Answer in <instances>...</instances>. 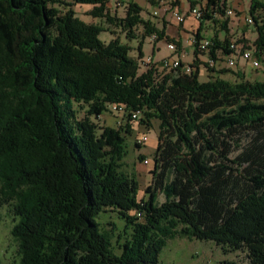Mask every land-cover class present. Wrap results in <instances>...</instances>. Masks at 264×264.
Instances as JSON below:
<instances>
[{
    "label": "trees",
    "instance_id": "16d2710c",
    "mask_svg": "<svg viewBox=\"0 0 264 264\" xmlns=\"http://www.w3.org/2000/svg\"><path fill=\"white\" fill-rule=\"evenodd\" d=\"M112 1L0 0V196L12 203L21 264H162L160 253L179 235L264 264V81L238 72L232 83L220 77L228 71L207 82L199 70L140 74L145 41L165 33L132 0H120L123 18L110 17ZM250 1L262 52L264 0ZM83 6L136 40L138 56L119 37L101 41L105 30L77 16ZM228 24L224 40L210 39L215 61L229 54ZM115 104L127 108L128 135L131 112L141 113V125L159 122L146 200L121 171L127 138L109 127L98 134L91 119ZM76 105L88 107L85 118ZM109 210L133 229L120 254L96 222Z\"/></svg>",
    "mask_w": 264,
    "mask_h": 264
},
{
    "label": "rangeland",
    "instance_id": "374dc122",
    "mask_svg": "<svg viewBox=\"0 0 264 264\" xmlns=\"http://www.w3.org/2000/svg\"><path fill=\"white\" fill-rule=\"evenodd\" d=\"M68 4H72L73 0H60ZM144 9V17L151 19V13L148 8V0H133ZM222 3L226 1L225 12L232 10V15L225 14L224 22H229L228 29L230 31L228 38L229 40H239L245 42L247 45L257 52L256 41L258 39L257 28L254 24L247 22L248 18L252 16L249 13L250 0H221ZM204 7L205 5L199 4ZM126 4L121 3L120 0H113L111 5L108 6L110 17H116L121 19L126 13ZM206 7V6H205ZM77 16L88 24H95L101 26L105 32L100 35V40L104 43H109L115 37H119L122 43L128 44L131 48V56H138V42L136 40L129 41L126 38L125 33L115 25H110L106 19H95L90 14L92 7L83 6L75 7ZM186 27L189 28L191 21L186 22ZM217 24L214 26L213 22L209 24L206 29L204 36L212 39L217 33L220 34V38L224 39L226 34L221 32L220 27ZM183 28V25L178 27ZM172 32L175 29L171 28ZM195 32H191L189 36H185L186 49H183L186 53L184 62L186 64L194 62V47L193 38ZM140 37V36H139ZM167 42L170 40L166 39ZM153 46L147 39L143 46L144 57L152 56L155 61H159L171 55L168 51L165 42H159L155 45L156 50L153 53ZM260 58L261 66L259 69L252 68L247 63L239 62L235 69H229L227 67L225 59L220 56L217 59V66L215 71L226 72L227 74L221 75V77L229 82H236V74L242 73L245 79L249 82L264 81V51L257 52ZM153 54V55H152ZM206 60V58H205ZM147 68L140 66V74L146 72ZM200 81L207 82L211 77H216L217 74L208 69L203 63L199 68ZM111 105L107 107V111L103 112L98 118L92 117V121L97 125L98 134L101 133L103 128L109 127L114 130L121 131L126 140V157L121 161V171L131 177H134L139 185V200H146V190L150 186L152 176L150 171L153 167V157L155 155L158 146V132L159 122L152 121L150 127L141 125L138 119L135 124H130L132 127L131 134H126V117L123 113H116L111 108ZM77 111L79 112V118L83 119L87 116L88 107L86 105H76ZM147 135L148 141L137 147V140L140 136ZM250 141V139H249ZM247 146V139L242 144L241 149H235V152L231 156L235 159L244 148ZM148 161L149 164H146ZM232 166V165H231ZM233 169L241 172V168L232 166ZM164 198H159V203H162ZM96 222L100 225L102 233L108 234L111 238L113 250L116 254H120L121 246L130 239L133 229L129 226L123 218L117 212L109 210L108 212L101 213L97 218ZM17 220L13 213L12 203H5L0 196V264H21V258L19 254V246L11 232ZM181 230V228H180ZM159 262L162 264H224L226 262H233L235 264H250L247 253L244 251L232 252L230 250L224 251L221 247L217 246L212 241H199L196 239H189L187 237L177 236L173 240L167 242L166 247L162 250L159 255Z\"/></svg>",
    "mask_w": 264,
    "mask_h": 264
},
{
    "label": "built area",
    "instance_id": "2783aa9c",
    "mask_svg": "<svg viewBox=\"0 0 264 264\" xmlns=\"http://www.w3.org/2000/svg\"><path fill=\"white\" fill-rule=\"evenodd\" d=\"M157 2L167 7V11L171 12L172 18L178 24H184L186 22L187 16L181 12V9L178 5H174L169 0H157ZM207 8L196 6L191 7L188 16L192 17L195 21L202 22ZM227 15H232V10L225 12ZM155 16L158 15L156 12ZM247 22L249 24H254L253 18H248ZM153 46V53L156 50L155 45L159 42H165L168 51L171 55L163 58L159 61H155L152 56L144 57L140 66H144L147 70H153L158 75H173L178 77L179 75H193L199 70L200 66L205 63L208 69H215L217 66V61H215L210 55V49L212 47V41L209 38H202L197 41L195 36L193 38V47H194V62L186 64L184 62V57L186 55L183 48H179L175 42H167L166 39L159 41V37L156 33L152 34L147 38ZM229 54L224 56L227 67L229 69H235L239 62L247 63L254 69H259L261 66L260 58L256 55V51L250 48L247 43L240 42L239 40H232L229 42L227 47ZM153 55V54H152ZM206 58V60H205ZM146 70V71H147ZM110 108L116 113H127V108L125 105L115 104L111 105ZM141 117L140 112H131L132 120L138 119ZM148 141L147 135H142L138 138L137 144L143 145ZM146 164H149L148 161H145Z\"/></svg>",
    "mask_w": 264,
    "mask_h": 264
},
{
    "label": "crops",
    "instance_id": "0c3cea01",
    "mask_svg": "<svg viewBox=\"0 0 264 264\" xmlns=\"http://www.w3.org/2000/svg\"><path fill=\"white\" fill-rule=\"evenodd\" d=\"M121 1H123V0H121ZM169 1L171 3H173L174 5L179 6V8L181 9V12L187 16L186 22L191 21V25L189 28L186 27V25H185L186 22L184 24H178L172 18L171 12L166 10L167 7L160 5L157 2V0H148V8L150 10L151 17H152L151 19H146L144 17V9L139 4L138 5L143 9V12L141 14L142 18L146 21L150 20L152 23L155 24L156 28H158L159 30H163L165 33V39H168L170 41L174 40L176 42H180L181 48L186 49L185 36H189L191 32H195L194 36L196 34H200L202 36V38H207L204 36V33H206V29H207V27H209V24L211 22H213L214 26L219 24L218 26L220 27L221 32H225L222 28V23L224 22V17L220 16L218 13V6L222 4L221 0H214V2H216L215 3L216 5H210V6H209L210 0H169ZM111 3L109 5H111ZM199 4H203L206 7H209V17L210 18L204 20V22L195 21L192 17L188 16L191 7L199 6ZM156 12L158 13L157 16L154 15ZM181 25H183V28L179 29L178 27ZM171 28L175 29V31L172 32V30H170ZM139 32H142L141 28L139 29ZM229 33H230V31H229ZM220 34H222V33H217L216 35L221 40H224L227 36L226 35L225 38L222 39V38H220ZM231 41L232 40H229V42H231ZM193 51H194V49H193ZM217 56H218V58L220 56H222L224 58V56L222 55L221 52H218ZM214 73L217 74L216 71ZM217 76H218V74H217Z\"/></svg>",
    "mask_w": 264,
    "mask_h": 264
}]
</instances>
